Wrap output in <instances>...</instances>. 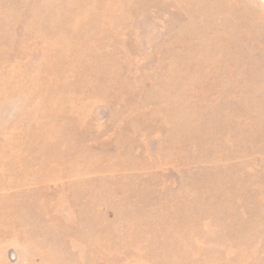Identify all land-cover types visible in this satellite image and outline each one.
<instances>
[{
	"label": "rangeland",
	"instance_id": "1",
	"mask_svg": "<svg viewBox=\"0 0 264 264\" xmlns=\"http://www.w3.org/2000/svg\"><path fill=\"white\" fill-rule=\"evenodd\" d=\"M0 264H264V0H0Z\"/></svg>",
	"mask_w": 264,
	"mask_h": 264
}]
</instances>
